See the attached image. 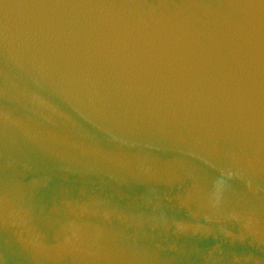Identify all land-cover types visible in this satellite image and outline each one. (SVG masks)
<instances>
[{
	"label": "water",
	"instance_id": "water-1",
	"mask_svg": "<svg viewBox=\"0 0 264 264\" xmlns=\"http://www.w3.org/2000/svg\"><path fill=\"white\" fill-rule=\"evenodd\" d=\"M0 264H264V0H0Z\"/></svg>",
	"mask_w": 264,
	"mask_h": 264
}]
</instances>
